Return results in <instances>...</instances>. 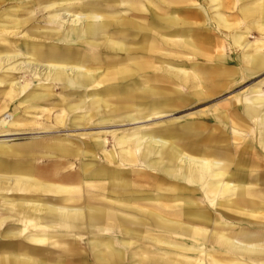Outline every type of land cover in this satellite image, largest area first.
<instances>
[{"label": "bare ground", "instance_id": "bare-ground-1", "mask_svg": "<svg viewBox=\"0 0 264 264\" xmlns=\"http://www.w3.org/2000/svg\"><path fill=\"white\" fill-rule=\"evenodd\" d=\"M64 1L62 3H66L67 8L57 10L47 18L45 23L49 26L46 28H37L34 33L21 36L14 27L0 30V38L4 33L16 45L15 52L6 50L0 54V71L4 68L11 71L0 76L5 78L3 82L6 84L0 112L8 108L12 110L7 115L2 114L5 117L0 119V156H4L0 161V240L9 239L13 243L0 248V264H70L61 260L42 261L45 254L40 244L57 245L60 254L71 255L72 249L79 251L81 247L71 245L68 239L76 241L82 236L66 235L81 229L92 235L87 240V247L95 264L120 261L112 237L117 239V244L129 248L127 258L130 264H222L216 254L223 253L224 249L236 255L239 263L264 264V237L256 233L251 239L242 233L243 236L234 238L231 234L197 224L187 227L186 231L190 236L187 240L196 245H170L166 238L163 241L157 238V242H161L160 251H153L148 245L133 248L138 243L136 215H146L150 203L179 198L180 193L185 192V186L194 187L193 194L189 195L193 201L188 203L190 210L182 209L176 213L186 211L202 216L203 212L196 203L200 195L213 206L223 204L227 210H242L229 199L242 195L236 183L231 181L264 182V178L247 179L227 172L228 165L223 160L227 156L222 158L216 145H212L211 150L197 148L191 151L202 158L184 154V149L200 142L193 141L194 135L198 134L197 122L176 125L182 132L176 131L169 136L161 135V130H167L171 122L161 129L138 126L131 133H115L112 150L108 149L106 137L111 131L85 133L92 144L77 143L71 134L63 132L65 135H59L61 131L46 125L51 121L57 126H75L76 129L86 127L94 117L100 118L101 122L134 125L168 116L170 111L164 107L173 106L175 99L172 96L176 95L168 85L169 77L177 76L184 81L193 77L188 76L183 68L169 66L155 70L157 66L149 57L162 43L165 48L185 49H191L199 42L213 44L212 33L208 36V32L203 31L201 36L192 28L199 25V13L184 7L187 0H157L161 5L150 0H134L127 2L129 11L134 16L143 14L145 18L126 23L123 17H116L114 9L122 0ZM110 1L114 3L109 4ZM40 2H43L39 5L42 10L59 6L57 0ZM73 2L78 3L70 4ZM209 3L220 10L236 8V23L230 21V13L219 12L214 18L215 24L233 40L239 50L238 65L245 67L246 73L264 69V0H209ZM23 17L12 25L16 27L31 18L29 15ZM155 31L161 34L157 44ZM250 31L257 33L256 40L246 39ZM204 53L211 56V50ZM154 70L165 72L167 77L154 75ZM13 71L32 74L33 87L21 99L17 98L28 84L22 85L23 76L18 78ZM218 73L217 70H199L194 76L200 82L212 84L214 81L213 85L219 88L222 83L214 78ZM203 76H212V79ZM56 88H60L59 93ZM202 89L194 95H204ZM256 89L250 88L246 111L258 118L264 138V95ZM153 98L156 101L151 100ZM15 100V107H12ZM38 115L41 120L35 118ZM216 122L221 123V120ZM40 127L39 131L28 132ZM47 132H58V135L50 141L8 143L16 136ZM200 137L201 143L205 144L215 140L210 133ZM261 141L264 144V139ZM36 156H42L43 163L31 161ZM256 163L264 164L257 160ZM162 173L171 179L161 176ZM42 192L53 196L41 195ZM246 195L262 196L255 190H247ZM184 197L188 195L184 194ZM220 198L227 201L221 203ZM238 201L245 202L241 198ZM12 224L20 227L15 228ZM35 228L51 230L52 233L43 237L26 233ZM56 230L63 231L64 235L49 241ZM163 230L169 232L171 227L164 226ZM19 238L27 244L20 242L22 246H19L16 243Z\"/></svg>", "mask_w": 264, "mask_h": 264}, {"label": "rangeland", "instance_id": "rangeland-1", "mask_svg": "<svg viewBox=\"0 0 264 264\" xmlns=\"http://www.w3.org/2000/svg\"><path fill=\"white\" fill-rule=\"evenodd\" d=\"M62 1L65 2L64 0H57L56 3H59L58 4L59 6H56L50 10H42V8H40L39 5L43 2H40V0H6V1L0 0V30L3 31L4 29H9V28L14 27L16 28L15 29L16 32L20 33L19 36H21L22 34H25V33L32 34L36 31L37 28H42V27L46 28L49 26V24H46L45 22L48 21L49 17L53 13H55L57 10L67 8L66 7L67 4L62 3ZM133 1L134 0H122V3L116 6V8H114L116 9V13H117L116 17L117 18L123 17L126 23L131 22L132 20H134V22H137V20H139L141 17H142L141 19L143 20L145 18V15L138 14L134 16L132 15V12L129 11L128 3L133 2ZM141 1L147 2L148 0H141ZM150 1H153L154 4L161 5V3H159V1L157 0H150ZM74 3H78V2H73L70 4L75 5ZM112 3L114 2L113 1L109 2V4H112ZM115 3H117V1ZM186 3L187 4L184 7H186L189 10H195V12H198L200 15V19H201V20L200 19L197 20L199 22V25L192 26V28L198 30L201 36L203 34V31L208 32V36L212 33L214 41L217 42V47L215 49L217 52L219 50L223 51V50L229 49L230 46L236 49L235 44L233 40L231 39V37L229 35H226L219 28V26L215 24V21H214L216 14L219 12H222L223 14H226V15L230 13L231 15L230 21L232 23H236L238 21V18H237L238 11L236 10V8L232 10L231 9L224 10L225 8H222L220 10V8H218L217 6L215 5L213 6L212 3L210 4L209 0H187ZM42 7H45V6L42 5ZM114 9L110 8V10L112 11ZM23 15H24L23 18H26V16L28 15L31 16V18L26 23L20 24L16 27L13 26L12 23L18 22V19H20V17ZM189 21L194 22L193 19H189ZM239 27L240 26H238V28ZM251 32L252 31H250L248 35L246 36V39L248 41H251V40L254 41L257 38V36L254 35V33L250 34ZM155 33L157 34V37H158L157 38L158 41L156 42L157 44L160 42L159 39H161V34L157 33L156 31ZM2 36L3 38L2 37L0 38L1 40L0 41V54L6 50H9V52H15L16 50L15 41H13L11 37H7L6 34L4 33H2ZM213 44L209 42H205V43L199 42V43H196V46L193 44L191 49H185V48H174V47L165 48L164 43H162L161 45H158V46L155 45L156 47L154 46L155 48L154 50H152L150 54L151 58L148 56V54L145 55L147 56L146 59L149 57V59H151L153 63L156 64L157 69L155 70H163L164 67L166 68L169 66L176 67L179 69L183 68V69H186L185 71L188 73V76L193 77V79H190L188 81L180 80L177 76L169 77L168 79L169 83L168 82L167 83L170 89L173 90L172 93L176 95L172 96V98L175 99L174 100L175 104L173 106L164 107L166 111H170L168 113V116L166 117L157 119L155 121L143 122V123L134 124V125H131L126 122L121 123V122H116V121L101 122L99 121L100 118L94 117L90 121V123L86 125V127H82L84 129H82L81 127H78L75 129L74 128L75 126L73 127L57 126L51 121L48 122L46 125L56 128V131H61L59 135L71 134L77 143L86 142V143L92 144V141L89 140V138L85 136V133L89 134V133L99 131V130H101L102 132H105V130L111 131V133L106 135V137L108 138V149L112 150L114 149L115 141L113 139H114L115 133L116 134L117 133H120V134L131 133L133 129H135L134 127L138 128V126H142V127L155 126L156 128L161 129L165 127L163 125L171 122L169 124V127H171L173 130L168 129L169 127H167V130H164V131L161 130V135L169 136V134H173V133L176 134V131H181L180 129H178V127H176V125H180L181 123L197 122L196 126H197L198 134L194 135L193 141L200 140V142L194 143L192 146H189V149H184L183 150L184 154H189V155H192L193 157L202 158L201 156H198L196 152H191V151L197 148H199L200 150L202 149L211 150L212 145H216L217 147L221 145L222 148H219V150L222 153V158L223 156H227V159L223 158L224 161L226 160L225 163L228 165L227 172H231L233 175L238 174V176L242 178H247V179L264 178V164L256 163V160L264 162V156L256 155V154L249 155V156H247V154L246 155L245 154L233 155L232 153L228 152L229 150L228 148H225V146L230 147V148L234 146V147H237V151H239L241 146L244 147L246 140L252 139L255 136V134L259 133V131L261 130V126L258 124V118L254 115L248 114L246 112L244 104H245V100L247 99L248 101V97L251 95L250 88H253V89L257 88L256 90H258L260 94L264 95V69H262V71L255 73L253 75L246 74L245 73L246 71L244 72V70H246L245 67L238 65L237 53H239V50L236 49L235 52L237 53L232 54L229 57V59H224L222 57L219 59L216 56H214L215 52H213L214 51ZM205 50H208V51L211 50V56L208 57V54L204 53ZM227 52H231V51H227ZM227 55L228 53H225L224 57H226ZM234 55H236V59L231 60V58L234 57ZM221 61L224 62L225 64H222ZM233 64H235V66L239 68L240 70H229L231 67L234 69ZM159 66H162L163 68L160 69ZM194 66L199 67V69L195 68ZM4 69L0 71V76L2 74H7L8 72L9 73L11 72V71L4 70ZM155 70L152 72L154 75H161V76L167 77L165 72L163 73L162 71H155ZM199 70H217L219 72L218 73L219 75H217L218 77H214V78L219 79L218 82L222 83L220 85L222 87L218 88L217 86H214L213 85L214 81L212 82V84H209V83H204V82H200L199 80H197L196 77L194 76V73ZM15 74L18 75L16 76L18 78L23 76V83H21L22 85L25 83L28 84V87L25 89V91L22 92V94H20L19 97L17 98V99H21L33 87V83H31L32 74H30L29 72H26V73L22 72L21 74L19 73L18 74L15 73ZM203 77L208 78L207 76H203ZM209 78L212 79V76H210ZM4 79L5 78L1 79L0 77V85H2L0 86V103L2 102V100L5 99L4 94H3L4 88L6 87V84H4L3 82ZM20 81H22V79H20ZM200 87L203 88L202 90L205 94L202 96L194 95L195 92L201 89ZM55 91L59 93L60 88H56ZM151 100L156 101V98H153ZM16 102L17 100H15L11 104L12 107H15ZM11 111L12 110H9V108L1 111L0 119L5 117V115H2V114L5 113L7 115V113ZM43 114L44 113L40 115L42 116ZM40 115L36 116L35 118H40L39 120H41L42 117H40ZM216 120H221V123H217ZM224 120L226 121L224 122ZM41 129L42 127L38 129H32L31 131L28 130V132L31 133L33 131H39ZM51 132L25 134V135L16 136L15 138L9 139L8 143L22 144L30 140H33V141L49 140L50 141V140H53V137H57L58 135V132L57 133H51ZM207 133H210V135L213 138H215L214 142L207 143V144L201 143L202 138L200 137V135L207 134ZM220 136H222L223 138H221ZM223 148L226 150H223ZM0 158H4V156H0ZM217 158L221 159L220 156H217ZM33 159L34 161L37 162V164L43 163V161H41L43 160L42 156L33 157L31 158V161H33ZM14 160H17V158ZM121 166H124V165L121 164ZM257 166L258 168H260L259 169L260 172L262 171L261 173L257 171L258 170ZM137 169L141 170L143 168H137ZM161 176L166 177L168 180L171 179V176H166L163 173L161 174ZM231 182L236 183V186L238 185L237 188L241 191L242 195L232 196L229 199L235 205H237L236 207H241L242 210H227L225 207H223V204L220 207L218 206V204L217 206H213L211 203H209V200L207 199L205 200V198L200 195L199 196L200 198L196 199L197 200L196 203H198V207L200 208L201 212H203L202 216H197L189 212L187 213L186 211L182 213H176L178 210H182V209L190 210L191 206H189L188 203H190L191 200L193 201L192 196H189V195L193 194L192 190H194V187L188 188L184 186L185 188L184 193L177 192V194L180 193V195H182L181 197L179 198L175 197L171 200H166L164 202L157 201V202L150 203L148 205L150 209H148V213L146 215H143V214L136 215L139 221V224L137 227L139 231L136 230V234H137L136 236L138 237L136 241L138 243H136L133 246V248L136 249L137 247H140L141 245H148L149 247H151L153 251H160L159 247L161 246L159 245V243L161 242H157L156 240L157 238L160 241H163V239L166 238V241L171 243L170 245H172L173 243H177L183 247H187L188 245L194 244L192 241L187 240L189 239L190 236L188 232L186 231L191 225L197 224V225H201L205 227H214L216 228V230H223V228H228V229L230 228L231 232L234 233L236 230H241V228H244L243 226L244 225L246 226L247 225L246 223H251L248 216H251L255 219L264 218V202L260 201V199L264 200V196L253 197L252 195L251 196L246 195L247 190H253V191L255 190L257 192L264 191V182L262 183L261 182L259 183V181L257 183L256 182L248 183L246 181H239V182L231 181ZM40 194L44 196H49V195L53 196V194H48L46 192H42ZM184 194L188 195V197L185 198ZM239 198L245 200V202H241V201L239 202L238 201ZM226 200L225 198H220L219 202L221 203L226 202ZM205 215L208 216L209 220ZM5 216H9V215L5 214ZM12 226L15 228L20 227L19 225H16V224H12ZM164 226L171 227V230L169 232H165L163 230ZM42 230L43 229L35 228V229H32V231L31 229L28 230V232L26 231V233H32L35 235L39 234L42 237L45 235L48 236L49 234L52 233L51 230H47V229L43 231ZM65 233H67V231H65ZM145 233H148V234H145ZM257 234L260 235L259 232ZM62 235H64L63 231H58V230L53 231V236L49 237V241H55L58 239L57 237L60 238ZM68 235L70 237L72 235L82 236V237L76 238V241H70L68 239V242L71 245L80 246L81 249L79 251H75L72 249L71 255L64 256L60 254V249H59L60 247H58L57 245L53 246V245H48L46 243H42L40 244V246L41 248L44 249L43 253L45 254V256L42 257L43 258L42 261L57 262L58 260H61V261L69 262L70 264H83L82 262H84V264H95L91 256L92 254L90 253V250L87 247L88 245L87 240H90L92 238V235L90 233H87L86 230L84 229H81L80 231L73 230L71 233H67L66 236ZM260 236L264 237V235H260ZM111 239H112V242L114 243L115 252H118L120 256V261H118L117 263L118 264H130L127 258L129 248H126L125 246L117 244V239L115 237H112ZM217 258H219V256H217ZM230 260H231V263L229 264H237V263L242 264L236 261L237 258L233 256L230 258ZM117 263H114V264H117ZM223 264H228V262L227 263L224 262Z\"/></svg>", "mask_w": 264, "mask_h": 264}, {"label": "crops", "instance_id": "crops-1", "mask_svg": "<svg viewBox=\"0 0 264 264\" xmlns=\"http://www.w3.org/2000/svg\"><path fill=\"white\" fill-rule=\"evenodd\" d=\"M4 1H6V0H4ZM238 15V14H237ZM252 33H254V35H257V33H255V31H252L250 34H252ZM222 41V40H221ZM251 41H253V40H251ZM216 47H217V42L216 41H214V44H213V49H214V51L213 52H215L214 53V56H216L217 58H224V59H229V57L232 55V54H235V53H237V52H235V50L236 49H234L232 46H230V48L229 49H226V50H219L218 52L215 50L216 49ZM220 48V47H219ZM236 48V47H235ZM233 50V51H232ZM243 50V49H242ZM241 50V51H242ZM227 51H231V52H227ZM225 53H228V55L226 56V57H224V54ZM232 59H236V55H234V57H232L231 58V60ZM234 66V69L231 67L229 70H240L239 68H237L236 66H235V64H233ZM260 71H262V70H260ZM260 71H258V72H260ZM244 72H245V70H244ZM258 72H256V73H258ZM246 73V72H245ZM246 74H249V75H253V74H255V73H246ZM262 95V94H261ZM248 102H249V100L247 101V99L245 100V104H244V107H245V109L247 108V104H248ZM247 112V111H246ZM221 138H223L222 136H220ZM245 137V136H244ZM246 138V137H245ZM261 139H264V138H262V134H261V130L259 131V133H256L255 134V136L252 138V139H249V140H246L245 141V145H244V147H242L241 146V148L239 149V151H237V147H227V146H225V148H228L229 150H228V152H230V153H232L233 155H236V154H247V156H249V155H254V154H256V155H261V156H264V144H262V141H261ZM218 149L219 148H222V146L221 145H219V147H217ZM234 149V150H233ZM244 149V150H243ZM223 150H226V149H224L223 148ZM1 160H3V158H0V161ZM260 166V165H259ZM257 171L259 172V173H261L260 172V168H258V166H257ZM238 186V185H237ZM236 186V187H237ZM256 193H260V194H262V196H264V191H261V192H257V191H255ZM253 197L254 196H257V195H252ZM261 196V195H260ZM227 201V200H226ZM253 201V200H252ZM260 201L261 202H264V200H261L260 199ZM249 217V219H250V221H251V223H246L247 225L245 226H243L244 228H241V230H236L234 233L233 232H231V230H230V228L228 229V228H223V230H216V228H214V227H210V228H212L213 230H215V231H217V232H219V233H224V234H227V235H229L230 236V234H231V237L233 236L234 238H237V237H240V236H243V235H245V234H247V237H249V238H251L252 239V236L253 235H256V232L258 233H260V235H264V223H262V222H264V218H262V219H255V218H253V217H251V216H248ZM260 220V221H259ZM207 228H209V227H207ZM238 233V234H237ZM243 233V235H241ZM239 240H242V239H240V238H238ZM4 240H6V241H4ZM3 240V242H2V240H0V248H3V246L2 245H9V244H13L12 242H10L11 240H7V239H4ZM246 240H248V238H246ZM20 242H22V243H20ZM16 243L19 245V243L20 244H27V242L26 241H24L22 238H19V240H17L16 241ZM19 246H22V245H19ZM8 247H14V246H8ZM217 256H219V260H220V262L223 264L224 262H229V263H231V260H230V257H237L236 255H231L230 254V251L229 250H225L224 249V252L223 253H217L216 254ZM223 257V258H222ZM229 257V258H228ZM250 262L248 261V262H246V264H249ZM250 264H252V262L250 263Z\"/></svg>", "mask_w": 264, "mask_h": 264}]
</instances>
